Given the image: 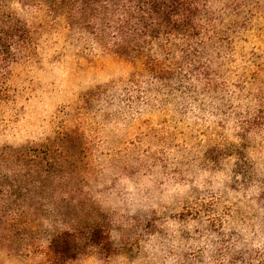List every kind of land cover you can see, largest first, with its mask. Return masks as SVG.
I'll list each match as a JSON object with an SVG mask.
<instances>
[{
    "label": "rangeland",
    "instance_id": "obj_1",
    "mask_svg": "<svg viewBox=\"0 0 264 264\" xmlns=\"http://www.w3.org/2000/svg\"><path fill=\"white\" fill-rule=\"evenodd\" d=\"M5 2L31 38L0 102V264L262 262L264 0H209L161 78Z\"/></svg>",
    "mask_w": 264,
    "mask_h": 264
},
{
    "label": "trees",
    "instance_id": "obj_2",
    "mask_svg": "<svg viewBox=\"0 0 264 264\" xmlns=\"http://www.w3.org/2000/svg\"><path fill=\"white\" fill-rule=\"evenodd\" d=\"M35 1L50 15L66 17L70 26L87 32L104 48L132 61H142L149 73L161 78L169 72L163 67L162 60L173 57L178 46L186 57V39L193 40L199 35L201 25L197 20L209 0ZM6 2L0 0V102L7 98V70L20 58L31 38L26 25L6 10ZM12 216L8 221L0 211V245L8 242V233L15 228L12 223L20 215L14 212ZM66 247H69L68 242L56 236L47 255L52 260L58 259L63 253L62 248ZM256 264H264V260Z\"/></svg>",
    "mask_w": 264,
    "mask_h": 264
}]
</instances>
